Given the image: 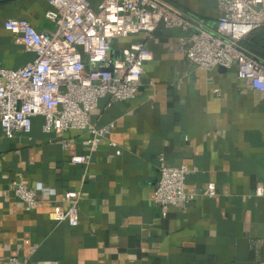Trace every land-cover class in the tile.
I'll return each mask as SVG.
<instances>
[{
    "label": "crops",
    "instance_id": "crops-1",
    "mask_svg": "<svg viewBox=\"0 0 264 264\" xmlns=\"http://www.w3.org/2000/svg\"><path fill=\"white\" fill-rule=\"evenodd\" d=\"M170 1L207 26L221 14L218 0ZM48 8V0L0 5L1 67L20 68L35 58L4 21L25 17L53 30ZM182 34L160 27L152 38L114 42L116 56L141 41L154 59L135 98L111 106L102 100L92 112L98 125L115 124L98 148L87 145L85 132H44L40 117L30 134L14 138L0 125V264L14 256L28 264H264V197L255 192L264 185V93L248 88L236 69L190 63L179 51ZM79 154L89 162H72ZM162 157L196 168L187 184L214 182L217 196H200L165 215L155 202ZM20 174L38 193L31 211L13 191ZM71 190L81 195L78 226L50 218L55 201Z\"/></svg>",
    "mask_w": 264,
    "mask_h": 264
},
{
    "label": "built area",
    "instance_id": "built-area-1",
    "mask_svg": "<svg viewBox=\"0 0 264 264\" xmlns=\"http://www.w3.org/2000/svg\"><path fill=\"white\" fill-rule=\"evenodd\" d=\"M221 9L215 26H207L170 0H48L45 18L55 28L39 29L25 17L4 21L25 51L35 58L20 68L0 66V125L8 138L30 134L34 119H43L46 133L78 130L88 134L87 145L99 147L115 124L98 125L92 118L102 100L107 106L136 97L147 63L154 54L144 42L134 41L115 55L114 42L144 34L152 38L160 27L183 32L179 51L199 68L236 69L248 88L264 93V59L244 45L256 29L264 26V0H218ZM64 146L70 143L63 141ZM111 145L117 146L116 142ZM88 154L72 157L88 163ZM155 202L165 210L185 206L200 196H217L214 182L189 186L188 175L197 169L187 164L170 165L164 157ZM13 191L27 211L40 202L37 191L22 174ZM256 195L264 197L259 183ZM45 193L55 194L52 189ZM80 192L66 191L55 201L50 218L55 222L80 223ZM8 264H28L12 257Z\"/></svg>",
    "mask_w": 264,
    "mask_h": 264
},
{
    "label": "trees",
    "instance_id": "trees-1",
    "mask_svg": "<svg viewBox=\"0 0 264 264\" xmlns=\"http://www.w3.org/2000/svg\"><path fill=\"white\" fill-rule=\"evenodd\" d=\"M244 45L264 59V26L251 33Z\"/></svg>",
    "mask_w": 264,
    "mask_h": 264
},
{
    "label": "water",
    "instance_id": "water-1",
    "mask_svg": "<svg viewBox=\"0 0 264 264\" xmlns=\"http://www.w3.org/2000/svg\"><path fill=\"white\" fill-rule=\"evenodd\" d=\"M17 1H20V0H0V5L17 2ZM221 68L225 69L224 67H221Z\"/></svg>",
    "mask_w": 264,
    "mask_h": 264
}]
</instances>
